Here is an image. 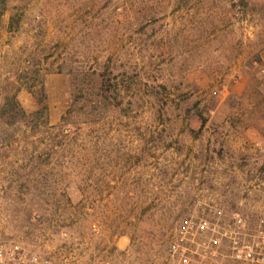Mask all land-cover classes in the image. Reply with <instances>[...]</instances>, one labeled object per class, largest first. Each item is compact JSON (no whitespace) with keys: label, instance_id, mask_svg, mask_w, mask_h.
Returning a JSON list of instances; mask_svg holds the SVG:
<instances>
[{"label":"rangeland","instance_id":"rangeland-1","mask_svg":"<svg viewBox=\"0 0 264 264\" xmlns=\"http://www.w3.org/2000/svg\"><path fill=\"white\" fill-rule=\"evenodd\" d=\"M197 217L264 264V0H0V240L177 264Z\"/></svg>","mask_w":264,"mask_h":264},{"label":"built area","instance_id":"built-area-1","mask_svg":"<svg viewBox=\"0 0 264 264\" xmlns=\"http://www.w3.org/2000/svg\"><path fill=\"white\" fill-rule=\"evenodd\" d=\"M221 233L217 225L208 218H192L179 228L170 247L177 264H210L219 256ZM240 244V242H237ZM241 251V247H236ZM248 254L239 257L249 258L253 247L244 246ZM0 264H56L50 256L31 251L18 242L0 240ZM94 264H117L110 259L96 261Z\"/></svg>","mask_w":264,"mask_h":264}]
</instances>
